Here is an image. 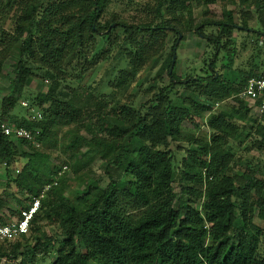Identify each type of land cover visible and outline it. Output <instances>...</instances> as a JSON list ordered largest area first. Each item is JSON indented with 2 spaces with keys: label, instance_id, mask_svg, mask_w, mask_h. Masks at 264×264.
<instances>
[{
  "label": "trees",
  "instance_id": "obj_1",
  "mask_svg": "<svg viewBox=\"0 0 264 264\" xmlns=\"http://www.w3.org/2000/svg\"><path fill=\"white\" fill-rule=\"evenodd\" d=\"M111 1L0 0L1 13L11 10L17 3L22 5L15 24L16 34L9 36L0 30V49L8 52L19 46L20 57L15 65L10 94L2 101L0 121L9 120L10 124L28 130L40 129L39 142L48 143L54 133V124L58 122V113L66 106L55 99L61 86L55 79V72L63 74L65 68L71 69L77 61L87 59V49L92 44L97 45V38L108 39L118 29L129 36L125 40L131 49L127 66L133 74L149 56L146 47L134 41L139 33L154 36L170 30L178 38L182 35L185 39L188 33L195 31L215 46L206 75L189 79L190 82L185 84L191 87L194 106L178 107L166 100L175 84L171 79L169 86L160 89L157 98L138 108L121 106L117 111L118 115L110 123V131L115 138L129 134L125 145L92 138L84 146V138L75 139L69 148L78 151L79 158H86L88 162L99 157L107 168L114 164L122 173L117 178H110L105 185L102 180L89 181L76 190L74 200L63 188L54 186L57 169L35 167L38 165L35 157L41 152L33 143L24 139L12 140L0 134V162L6 163L9 169L16 164L18 157L26 161L14 180L17 188L30 193L33 199L40 197L45 187L50 186L31 224L30 234L35 239L32 252L22 250L25 245L21 240L28 242V235H22L15 240H0L9 245L7 249L0 246V258L17 262L22 256L21 264H32L35 257L58 243L53 264H264L261 252L264 229L259 227L253 231L238 226L239 221L247 223L255 217L264 223V182L259 177L262 169L231 174L232 149L223 147L239 129L229 124L228 119L242 111L248 113L255 109L240 98V94L247 80L264 76V70L251 71L239 85L222 80L221 73L216 71L221 52L229 61L226 66L232 68L236 46L231 32L248 27L238 24L239 13L234 10H226L223 20L203 19L196 23L190 0H159L157 15L162 22L156 25H127L116 22V19L102 25L101 17ZM204 1L215 3V0ZM236 1L242 11L252 8L257 14L264 12V0ZM180 12H185L186 16ZM164 14H169L170 19L163 21ZM218 23L222 27L221 35L205 34L206 27ZM113 24H116L114 28ZM262 33L258 35L260 38H264ZM222 35L227 37L224 42ZM175 45L171 64L176 54ZM6 58H0V73ZM37 64L49 69L46 76L54 81V86L47 95L38 98L40 107L48 103L50 107L42 109L44 119L35 121L12 113L19 106L24 89L31 85ZM170 66L167 74L171 77ZM232 96L240 102V109L237 112L234 109L233 115L221 112L210 116L208 127L219 134L213 137L211 147L206 145L185 159L180 170L179 196L173 187L172 155L161 148L176 141L187 122L194 123L196 116L201 117L202 112L211 110L210 105L199 101L201 97L224 100ZM19 146H26L27 150L20 151ZM143 150L149 153L145 154ZM197 163L201 170L207 171L206 177L203 172L190 171V166ZM262 164L264 168V159ZM124 175L131 179L124 180ZM206 183L208 188L205 189ZM253 192L259 195L258 200L252 199ZM179 199L185 200L184 206L177 205ZM196 200H202L201 208ZM3 203L0 198V208ZM256 207L259 213L255 216ZM44 219L60 223L62 240L42 234L38 223ZM8 223L0 216V225Z\"/></svg>",
  "mask_w": 264,
  "mask_h": 264
},
{
  "label": "rangeland",
  "instance_id": "obj_2",
  "mask_svg": "<svg viewBox=\"0 0 264 264\" xmlns=\"http://www.w3.org/2000/svg\"><path fill=\"white\" fill-rule=\"evenodd\" d=\"M236 0H215L214 4H208L204 0H190V7L193 11L196 23L203 19L223 20L226 10L238 11V24L250 29L264 32V12L257 14L255 9H245L242 11L237 6ZM159 0H112L105 13L101 17L100 23L116 19V22H124L127 25L139 24H159L162 20L157 15ZM22 5L16 4L11 10L0 12V30H4L9 36L15 35L16 20ZM166 6L164 7V10ZM9 10V11H8ZM248 12H250L248 14ZM185 15V12H180ZM245 14H248L245 16ZM169 20L170 15L164 14ZM232 38L235 40L236 54L233 58L232 68L226 66L228 59L223 57L221 52L216 71L221 73L224 81L239 85L251 71L264 70V38L258 36L259 33L239 29L232 30ZM262 33V32H261ZM260 33V34H261ZM205 34L221 35L222 27L219 25L208 26ZM129 36L122 29L113 32L110 38H97V45L88 47L87 59L77 61L73 68H65L64 73L55 72V79L61 86L55 94V99L66 104L58 113V122L54 124L53 134L46 144L38 142L35 148L41 152L35 159L38 165L46 167L47 170H58L54 186L63 188L65 193L75 199L76 190L85 186L89 181H101L104 185L110 178H117L122 173L116 165L107 168L105 161L99 157L91 158L86 162V158H79L78 151L69 148L70 144L77 138H84V146L92 138L115 141L118 146H123L127 142L128 135L115 138L111 133L110 123L121 106L139 107L145 105L151 99L158 97L162 88L169 86L173 79L175 84L171 86L172 93L166 98L178 107L190 108L194 106V96L191 87H186L190 80L205 76L207 64L216 51L215 46L208 43L204 37H200L195 31L188 33L185 39L180 40L177 46V59L172 76H168L167 71L171 65L172 47L177 43L178 36L173 31L161 34L139 33L134 41L146 47L149 56L142 67L133 74L128 69V62L131 57V49L125 40ZM227 39L222 35L223 42ZM7 41V35H5ZM5 41V42H6ZM7 57L2 72L0 73V116L2 114V101L10 94V84L15 76V65L19 60V46L6 52L0 49V58ZM35 73L31 85L26 87L20 96L19 106L12 114L19 118L29 117L32 120L44 119L43 108H49L50 104L42 107L38 104V98L47 95L54 86V81L46 76L48 68L40 64L35 66ZM187 81V83H184ZM199 99V98H198ZM199 101L211 106L208 112H202L201 117L196 116L194 123L187 122L180 131L179 138L171 141L167 147L161 149L168 150L173 159L175 169L174 191L180 196L181 177L180 170L184 167L185 159L190 154L199 152L206 145L212 146V139L218 135V131L208 127V119L212 114L226 112L233 115L234 109H240V102L235 97L224 100L201 97ZM26 103V105H25ZM235 114V113H234ZM229 124L237 126L239 129L227 141L223 147L231 148L233 158L230 170L231 174H243L255 172L261 167L259 177L264 182V115L257 110L234 115L228 119ZM1 122V121H0ZM11 126L9 120L6 121ZM24 128V127H23ZM40 130V129H39ZM41 131V130H40ZM40 137V136H39ZM38 137V139H39ZM20 151L27 150L26 146H19ZM121 152V150H120ZM145 154L148 150H143ZM198 156V155H197ZM186 162V161H185ZM26 161L17 158L16 164L7 169L6 163L0 162V198L4 205L0 208V216L5 222H10L18 218V212L28 206L32 199L30 193L17 188L14 180L20 175ZM188 163H192L191 161ZM192 173L203 172L206 177L207 171L199 168V163L190 166ZM122 175V174H121ZM124 180H129V176L124 175ZM205 184V189L208 188ZM50 186H46L45 192ZM194 199V197H191ZM259 195L253 192L252 199L258 200ZM201 208L202 200L197 201ZM178 206H184L185 200H178ZM259 209L256 207L254 215H258ZM38 225L41 232L47 236H54L62 240L61 226L58 221L50 222L42 220ZM242 229L255 230L264 229V223L258 217L250 221L238 222ZM28 242L21 240L25 247L23 251L32 252L35 239L29 233ZM0 246L9 247L0 242ZM58 243L50 250L38 255L33 259L32 264H53L57 256ZM7 249V248H6ZM9 249V248H8ZM264 256V245L261 247ZM22 256L17 262L9 261L8 258H0V264H21ZM31 264V263H30Z\"/></svg>",
  "mask_w": 264,
  "mask_h": 264
},
{
  "label": "built area",
  "instance_id": "obj_3",
  "mask_svg": "<svg viewBox=\"0 0 264 264\" xmlns=\"http://www.w3.org/2000/svg\"><path fill=\"white\" fill-rule=\"evenodd\" d=\"M240 98L254 106L255 110L261 114L264 113V76L251 77L247 80L244 90L240 94ZM26 105V103H25ZM0 134L11 138L12 140L24 139L28 142L36 144L41 134L39 129L28 130L23 127L11 126L6 122L0 123ZM44 197H35L31 203L21 209L20 216L10 221L8 224L0 225V240H15L22 235H29L32 221L39 213L41 208V200Z\"/></svg>",
  "mask_w": 264,
  "mask_h": 264
},
{
  "label": "water",
  "instance_id": "obj_4",
  "mask_svg": "<svg viewBox=\"0 0 264 264\" xmlns=\"http://www.w3.org/2000/svg\"><path fill=\"white\" fill-rule=\"evenodd\" d=\"M115 26H116V24H113V25H112V28H114ZM237 27H239L240 29H245V28L242 27V26H237ZM247 30L250 31V32H253V31H254L253 29H250V28H247ZM263 35H264V33H263ZM181 38H182V35H180L179 38H178V41H177V43H176V45H175V51H177V46H178V44H179ZM176 59H177V55L175 54V55L173 56L172 64H171V66H170V74L173 73V70H174V67H175ZM216 77H218V73H216Z\"/></svg>",
  "mask_w": 264,
  "mask_h": 264
},
{
  "label": "flooded vegetation",
  "instance_id": "obj_5",
  "mask_svg": "<svg viewBox=\"0 0 264 264\" xmlns=\"http://www.w3.org/2000/svg\"><path fill=\"white\" fill-rule=\"evenodd\" d=\"M247 30V29H246ZM253 32H256V33H261V32H258L257 30H254ZM263 34V33H262ZM214 71V70H213ZM187 81H185L184 83H186Z\"/></svg>",
  "mask_w": 264,
  "mask_h": 264
}]
</instances>
